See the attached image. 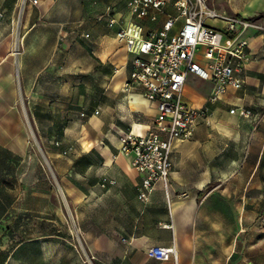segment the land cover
Returning a JSON list of instances; mask_svg holds the SVG:
<instances>
[{"label": "rangeland", "instance_id": "rangeland-1", "mask_svg": "<svg viewBox=\"0 0 264 264\" xmlns=\"http://www.w3.org/2000/svg\"><path fill=\"white\" fill-rule=\"evenodd\" d=\"M21 13L19 3L16 20ZM99 16H84L64 26L66 33L59 38L51 68L46 74L27 77L31 81L27 90L16 70L27 42L16 33L0 44V54L10 57L0 68V264H100L106 257L90 251L84 235L86 225L91 230L93 223H86L92 203L85 197L89 157L82 151L93 144L87 132L95 109L104 126L116 124L111 111L116 90L127 94L128 87L125 82L118 88L114 85L125 78L130 81L131 56L122 77L116 76V63L98 61L97 55L120 48L115 31ZM226 17L245 21L249 28L255 25L258 33H264V13ZM251 61L259 64L242 83L250 116H231L222 105L219 121L208 127L209 147L228 153L237 167H243L237 175L241 219L231 264H264V44L257 53L251 52ZM185 82L201 93L210 88L207 80L195 77L187 76ZM251 167L255 170L250 177ZM94 177L101 187L108 182L97 171ZM97 214L94 230L118 222L105 221L100 211Z\"/></svg>", "mask_w": 264, "mask_h": 264}, {"label": "crops", "instance_id": "crops-1", "mask_svg": "<svg viewBox=\"0 0 264 264\" xmlns=\"http://www.w3.org/2000/svg\"><path fill=\"white\" fill-rule=\"evenodd\" d=\"M19 3L22 13L16 20ZM206 3L224 15L248 18L264 13V0H206ZM111 8L123 12L124 0H37L36 4L31 0H0V44L8 43L16 33L27 42L17 59L16 68L23 77V89L31 86L27 77L46 74L51 68L59 38L66 33V24L97 14L102 15L99 17H104L106 22L105 15ZM208 23L222 28L220 20ZM151 25L158 26V23ZM255 27L247 31L253 53H257L264 44V33H258ZM108 28L116 32L117 26ZM29 39L31 45L28 44ZM118 44L120 48L115 53L108 52L96 58L101 63L106 60L116 63V76L122 77L126 74L124 66L128 64L129 54L122 44ZM9 58V54H0V68ZM258 64L256 61L246 64L243 81L254 75ZM187 76L200 79L190 73ZM126 80H120L114 88L129 82ZM209 84V90L201 93L191 90L185 82L184 99L192 106L200 107L210 93L212 84ZM126 91L128 93L123 94L125 90H116L115 104L111 107L116 124L104 126L102 119L95 115L91 117L92 127L87 132V140L93 144L82 151L89 157L85 168V197L92 203L91 216L86 223L91 220L93 228L90 230L86 225L84 232L89 241L88 249L106 254L99 260L100 264H231L237 253L241 219L237 175L243 167H237L228 153L223 155L209 147L212 134L208 127L219 121L217 117L222 105H226L228 114L229 104L248 109L243 88L228 91L221 101L211 106L207 122H201L195 128L192 138L177 143L169 182L166 187L157 182L146 200L138 198L140 174L131 166L129 158L119 151V139L130 130L133 133L144 132L154 116V107L144 98L139 86L130 84ZM254 170V167L249 169L250 177ZM96 171L108 180L104 187L94 177ZM249 176L245 177V184ZM99 211L105 221L118 222L94 230ZM172 242L176 246L177 263L171 259L160 262L148 257L150 247L168 246Z\"/></svg>", "mask_w": 264, "mask_h": 264}, {"label": "built area", "instance_id": "built-area-1", "mask_svg": "<svg viewBox=\"0 0 264 264\" xmlns=\"http://www.w3.org/2000/svg\"><path fill=\"white\" fill-rule=\"evenodd\" d=\"M124 8L123 12L109 9L106 22L110 28L117 26L116 40L131 56V78L126 86L135 84L142 89L154 107V116L144 132L130 130L120 136L119 151L140 174L137 195L146 200L157 182L164 187L169 182L177 143L192 138L195 128L207 122L211 106L228 91L242 88L251 54L244 31L251 26L227 18L206 0H124ZM214 20H220L222 28L208 23ZM189 73L212 84L200 107L192 106L182 95ZM229 106L231 115L248 118L251 114L243 106ZM96 114L98 110L93 111ZM147 255L156 261L177 263L174 242L152 246Z\"/></svg>", "mask_w": 264, "mask_h": 264}, {"label": "water", "instance_id": "water-1", "mask_svg": "<svg viewBox=\"0 0 264 264\" xmlns=\"http://www.w3.org/2000/svg\"><path fill=\"white\" fill-rule=\"evenodd\" d=\"M249 264H253L252 262H249Z\"/></svg>", "mask_w": 264, "mask_h": 264}, {"label": "bare ground", "instance_id": "bare-ground-1", "mask_svg": "<svg viewBox=\"0 0 264 264\" xmlns=\"http://www.w3.org/2000/svg\"><path fill=\"white\" fill-rule=\"evenodd\" d=\"M185 86V85H184ZM183 90H184V87H183ZM141 133V132H140ZM139 134V133H138Z\"/></svg>", "mask_w": 264, "mask_h": 264}]
</instances>
